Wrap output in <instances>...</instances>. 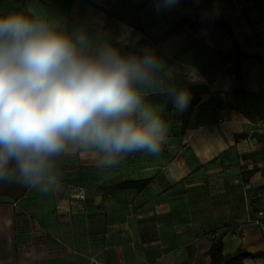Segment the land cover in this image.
Wrapping results in <instances>:
<instances>
[{
  "label": "crops",
  "instance_id": "0c3cea01",
  "mask_svg": "<svg viewBox=\"0 0 264 264\" xmlns=\"http://www.w3.org/2000/svg\"><path fill=\"white\" fill-rule=\"evenodd\" d=\"M30 2L0 0V15L21 12ZM37 2L70 32L84 29L94 40L151 47L175 67L177 89L197 95L199 102L183 109L174 102L166 110L160 97L168 138L156 155L135 153L104 171L83 156H69L61 161L59 192L45 196L27 188L17 198L0 195V264H207L210 232H224L225 253L264 252V231L245 221L242 190L237 213L216 232H206L216 222L211 217L191 223L184 218L202 198L215 197L213 192L202 197L196 189L204 181L220 182L221 193L236 182L264 184V134L258 131L264 128L260 0H182L179 11L167 17L174 27L147 20L145 31L118 9H101L113 6L93 0ZM140 179H149L142 190L117 187ZM72 188H81L84 199L72 197ZM204 208L205 214L217 212L211 203ZM169 215L181 217L172 222ZM241 264H264V255Z\"/></svg>",
  "mask_w": 264,
  "mask_h": 264
},
{
  "label": "clouds",
  "instance_id": "9594fccd",
  "mask_svg": "<svg viewBox=\"0 0 264 264\" xmlns=\"http://www.w3.org/2000/svg\"><path fill=\"white\" fill-rule=\"evenodd\" d=\"M177 80L151 47L70 32L37 0L0 15V183L47 196L62 188L66 157L104 171L135 153L158 154L168 124L149 97L174 94L183 109Z\"/></svg>",
  "mask_w": 264,
  "mask_h": 264
},
{
  "label": "rangeland",
  "instance_id": "374dc122",
  "mask_svg": "<svg viewBox=\"0 0 264 264\" xmlns=\"http://www.w3.org/2000/svg\"><path fill=\"white\" fill-rule=\"evenodd\" d=\"M96 2V4L101 5V6H113V7H103L101 9H109L111 11L115 9L119 10V13L122 12L123 16L129 19V23L134 26H137V28H140L142 31H145L147 25L152 24L157 26H164L167 27L168 29L171 27H174V24L172 20H170L169 23H167V20L170 15H174V13L178 12L180 9V3L182 0H93ZM147 2L153 3V4H146ZM117 5V7H115ZM177 6V8H176ZM131 9H133L131 11ZM175 11V12H174ZM166 15V17H165ZM148 16V18H147ZM137 17H140L137 18ZM145 19V20H143ZM149 20V23L146 21ZM142 21H144L142 23ZM139 22V23H138ZM166 22V23H165ZM138 24V25H137ZM161 100L160 97L158 98H152V101L154 104L159 106V101ZM162 118L165 119V113L162 114ZM249 133H255L250 132ZM220 182H210L204 181L203 183H200L199 187H196V189L203 191L202 197H206L203 195L208 196V192H213L215 193V197H211L210 201L209 198H202V203L200 206L195 207V211L192 209H187L188 211L186 214H184V218L189 222L195 221V218H200L202 215V219H209L210 217L212 220H216V222L209 227L208 231H218L224 226L229 225V221L232 217L233 212L237 213V210L240 208L239 205L241 204V198H242V184L240 182H236L238 186H232L230 189L225 188V192L221 193L220 190H223L221 186L219 185ZM235 184V185H236ZM195 187V186H194ZM0 189L3 192H9V188L6 186L5 183H0ZM194 188H191L193 190ZM191 199V198H190ZM192 201V200H191ZM195 201V200H194ZM193 202V201H192ZM211 203L214 205L216 208L217 212L216 214L214 213H209L205 214L206 209L204 208V205L206 206L207 204ZM230 203L233 206H230ZM196 205L195 202L191 205L194 206ZM197 206V205H196ZM234 207V209H232ZM203 213H202V212ZM181 216H175V215H169L167 218V221H172L176 222L177 219H179ZM183 217V216H182ZM159 220H163L165 218H158ZM166 221V222H167ZM201 231L198 230L195 232L193 237H197L200 235ZM198 238V237H197ZM179 241L174 240V244H178Z\"/></svg>",
  "mask_w": 264,
  "mask_h": 264
},
{
  "label": "trees",
  "instance_id": "16d2710c",
  "mask_svg": "<svg viewBox=\"0 0 264 264\" xmlns=\"http://www.w3.org/2000/svg\"><path fill=\"white\" fill-rule=\"evenodd\" d=\"M259 4L263 7L264 9V0H260ZM180 89H178L179 91ZM188 95V105L189 107H191V105H195L199 102V98L197 95L191 93V94H187ZM154 96H159V97H163L166 99V103H165V109L166 110H170L173 106V103L175 101V96L174 94H170L168 92L165 93H158L156 95L150 96V97H154ZM238 137H243V135H239ZM244 181H248L247 177H243ZM149 184V179H140L137 181H124L123 183H119L117 184V187L121 190L123 189H128V188H132L135 189L136 191L138 190H142L144 187H146ZM6 186L9 188L8 190H10L9 192H3L0 189V195H10V193H12V195L17 198L20 197L24 194V192L26 191L27 188L22 187L20 185H16V184H6ZM209 235L211 234V238H210V246L208 249V263L207 264H241L242 260L244 258H248V257H256V256H263L264 252H258V253H250L244 249H237L234 252H229V253H225L222 250L223 247V233H220L219 235H215L214 232H210L208 233Z\"/></svg>",
  "mask_w": 264,
  "mask_h": 264
},
{
  "label": "built area",
  "instance_id": "2783aa9c",
  "mask_svg": "<svg viewBox=\"0 0 264 264\" xmlns=\"http://www.w3.org/2000/svg\"><path fill=\"white\" fill-rule=\"evenodd\" d=\"M241 8L240 5H238ZM257 131L251 129L250 132ZM260 134H264V128L258 130ZM242 192L244 193L245 203L244 207L246 210V223L253 225L264 231V184L260 186L253 187L249 183L243 184ZM71 196L76 199H84V192L80 188H72ZM239 228H236L234 234L238 231ZM92 264H96L92 262Z\"/></svg>",
  "mask_w": 264,
  "mask_h": 264
}]
</instances>
